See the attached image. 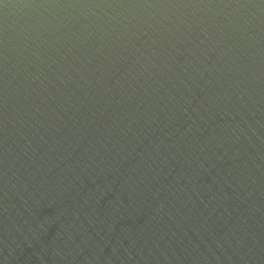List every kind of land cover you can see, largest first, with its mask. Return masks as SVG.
I'll return each instance as SVG.
<instances>
[{"label": "water", "instance_id": "95a60500", "mask_svg": "<svg viewBox=\"0 0 264 264\" xmlns=\"http://www.w3.org/2000/svg\"><path fill=\"white\" fill-rule=\"evenodd\" d=\"M0 264H264V0H0Z\"/></svg>", "mask_w": 264, "mask_h": 264}]
</instances>
